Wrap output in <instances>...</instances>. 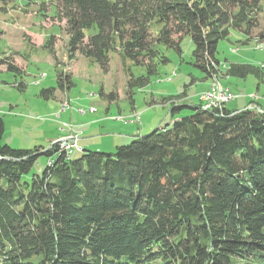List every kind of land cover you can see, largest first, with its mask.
I'll return each instance as SVG.
<instances>
[{
    "label": "trees",
    "instance_id": "1",
    "mask_svg": "<svg viewBox=\"0 0 264 264\" xmlns=\"http://www.w3.org/2000/svg\"><path fill=\"white\" fill-rule=\"evenodd\" d=\"M45 1L65 21L70 58L80 53L106 73L118 52L147 69L138 77L130 69L131 95L168 61L159 46L181 53L185 35L196 64L219 79V42L231 30L251 42L264 13V0H43V8ZM254 39L264 42V28ZM226 73L262 79L250 64L230 62ZM185 107L191 112L181 116ZM171 110L170 124L78 158L58 142L3 144L0 117V264H264V111L201 103ZM40 156L47 164L35 173Z\"/></svg>",
    "mask_w": 264,
    "mask_h": 264
},
{
    "label": "rangeland",
    "instance_id": "2",
    "mask_svg": "<svg viewBox=\"0 0 264 264\" xmlns=\"http://www.w3.org/2000/svg\"><path fill=\"white\" fill-rule=\"evenodd\" d=\"M42 2L16 0L0 4V59L14 62L19 68V71L8 70L6 64L0 63L3 144L15 149H33L39 145L47 149L61 136L77 135L85 138L80 144L98 145L86 149L99 147L97 150L114 152L117 146L151 133L158 128L157 124L161 127L170 124L172 103L200 104L201 93L213 82L214 77H208L196 64L194 42L190 35H185L181 53L175 48L159 46L168 61L158 62L157 73L151 76L150 82L134 88L131 95L130 69L136 77L147 75V69L133 65L118 52L111 54L110 70L106 73L80 53L70 58L65 21L57 16L54 4L45 1L43 8ZM259 20L260 27L253 31V39L264 28V13L259 14ZM52 35L56 36L53 52L49 49ZM253 39L245 43L244 33L231 30L229 38L218 44L216 56L221 62L217 77L236 94V98L226 104L233 111L247 107L264 111V42ZM230 62L259 67L262 79L251 73L246 77L228 76L226 70ZM60 81L63 88H59ZM51 87L57 88L54 97L41 95L43 88ZM101 90L106 95L115 92L118 97L110 100L100 94ZM190 112L185 107L180 114L185 116ZM104 118L115 120L104 121ZM119 120L135 125L129 139L117 144L118 136L128 133L120 129ZM143 125L146 129L154 127L138 134ZM65 142L71 143V140ZM77 147H80L78 143L73 151ZM82 152H73L71 157L78 158ZM46 164L47 157L40 156L33 172L40 173Z\"/></svg>",
    "mask_w": 264,
    "mask_h": 264
},
{
    "label": "built area",
    "instance_id": "3",
    "mask_svg": "<svg viewBox=\"0 0 264 264\" xmlns=\"http://www.w3.org/2000/svg\"><path fill=\"white\" fill-rule=\"evenodd\" d=\"M201 103L204 105H208L213 108H222L224 107L229 101L236 98V94L233 93L229 87H225L222 89V92L219 93V95H208L207 92L200 96ZM78 136H69V137H62L60 138L58 143H60L61 149L65 150L68 154H71L73 152V147L77 146V138ZM71 140V143H66L65 141ZM51 162V161H50Z\"/></svg>",
    "mask_w": 264,
    "mask_h": 264
},
{
    "label": "crops",
    "instance_id": "4",
    "mask_svg": "<svg viewBox=\"0 0 264 264\" xmlns=\"http://www.w3.org/2000/svg\"><path fill=\"white\" fill-rule=\"evenodd\" d=\"M204 92V91H203ZM202 92V93H203ZM202 93L200 96H202ZM202 104V103H201ZM105 120L104 121H114L115 119L113 118H104ZM120 121V120H119ZM173 121V119H172ZM122 123V127L120 128L121 130L125 131V132H128V133H122L120 136H118L120 139L118 140L117 144L120 143V142H123V141H126L129 139V135L131 132V128L135 125V123L131 122V121H127V122H124V121H120ZM153 126V125H152ZM150 127L148 129L145 128V125L142 126V131H140L138 134H144L145 132H148V130L152 129L153 127ZM158 127H160L161 125L160 124H157ZM146 130V131H144ZM137 133V132H136ZM135 134V133H134ZM119 135V134H118ZM63 137V136H61ZM85 138H79L78 136V140H77V143L80 145V147H77V149L75 148L73 152H76V151H80V150H83V149H86V148H92V146H98V145H90V144H80L81 141H84ZM114 143H111V146H114L113 145ZM94 149V148H93ZM97 149H99V147H97ZM96 149V150H97ZM73 154V153H72Z\"/></svg>",
    "mask_w": 264,
    "mask_h": 264
},
{
    "label": "bare ground",
    "instance_id": "5",
    "mask_svg": "<svg viewBox=\"0 0 264 264\" xmlns=\"http://www.w3.org/2000/svg\"><path fill=\"white\" fill-rule=\"evenodd\" d=\"M225 87H226V86H224V85L219 81V79L214 78L212 84L210 85V87L207 88L205 91L207 92V90H208V95H219V93L222 92V89L225 88ZM205 91H204V92H205ZM204 92H203V93H204ZM206 92H205V93H206ZM203 93H202V96H203ZM205 93H204V94H205ZM202 105H204V104H202ZM204 107H205V108H211V107L208 106V105H204ZM92 110H96V109H92Z\"/></svg>",
    "mask_w": 264,
    "mask_h": 264
}]
</instances>
